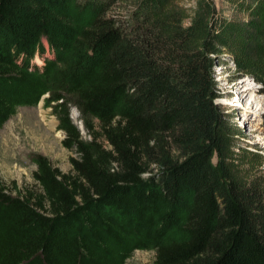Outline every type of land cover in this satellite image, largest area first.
I'll return each mask as SVG.
<instances>
[{
    "label": "trees",
    "instance_id": "obj_1",
    "mask_svg": "<svg viewBox=\"0 0 264 264\" xmlns=\"http://www.w3.org/2000/svg\"><path fill=\"white\" fill-rule=\"evenodd\" d=\"M178 2L0 0V127L52 89L74 153L66 173L33 155L29 188L0 185V264H125L135 251L148 264H264V159L240 146L213 77L225 58L264 85L252 46L264 0H220L217 14ZM124 5L123 20L107 15ZM41 40L54 58L35 65Z\"/></svg>",
    "mask_w": 264,
    "mask_h": 264
},
{
    "label": "rangeland",
    "instance_id": "obj_2",
    "mask_svg": "<svg viewBox=\"0 0 264 264\" xmlns=\"http://www.w3.org/2000/svg\"><path fill=\"white\" fill-rule=\"evenodd\" d=\"M197 1L179 0L177 6L185 10L186 14H190ZM203 1L211 6L216 14L224 11L226 7L221 4L220 0ZM126 13L127 5H124L111 10L107 15L117 20H123ZM253 19L256 29L264 30V3L256 9ZM41 43L44 52L42 58L38 57L40 63L45 60H52L54 58L53 53L46 47L44 40H41ZM252 46L258 54H261L264 61V40L254 42ZM219 60L223 63L213 70L216 94L220 96L214 101L215 105L223 116L239 126L238 142L240 146L252 152H258L264 159V85L256 83L251 76L234 69L225 58ZM34 62L36 65L37 60L35 59ZM66 65L65 63L55 65L54 76L56 79L67 68ZM58 71L60 73L57 74ZM247 87L251 90L244 93V88ZM53 96L54 91L51 89L49 94L42 96L36 106L17 108L15 114L0 127V185L7 188L15 187L20 190L29 188L32 183L31 173L34 170L30 161L33 155H41L47 158L51 165L61 173L68 171V159L74 157V153L61 146L64 135L58 130L57 103L50 102ZM46 99L48 102H45ZM64 99L69 101L68 97ZM251 103L253 104L250 105ZM65 109L81 139L87 141L89 138L75 105L69 103ZM262 167L264 169V166ZM152 256V252L135 251L125 264H148Z\"/></svg>",
    "mask_w": 264,
    "mask_h": 264
},
{
    "label": "bare ground",
    "instance_id": "obj_3",
    "mask_svg": "<svg viewBox=\"0 0 264 264\" xmlns=\"http://www.w3.org/2000/svg\"><path fill=\"white\" fill-rule=\"evenodd\" d=\"M249 87H247V88H244V93H248L249 92V90H251L250 88L248 89ZM244 95H246V94H244ZM246 98V97H245ZM253 103H251L250 105H252Z\"/></svg>",
    "mask_w": 264,
    "mask_h": 264
}]
</instances>
